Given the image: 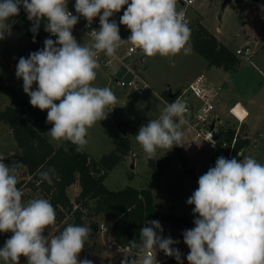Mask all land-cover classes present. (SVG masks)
<instances>
[{
    "label": "clouds",
    "instance_id": "9594fccd",
    "mask_svg": "<svg viewBox=\"0 0 264 264\" xmlns=\"http://www.w3.org/2000/svg\"><path fill=\"white\" fill-rule=\"evenodd\" d=\"M177 4L178 0H75L78 15H73L68 0H0V40L9 33L8 21L19 15L21 7L32 22L33 42L42 22L44 30L56 37L45 39L44 47L27 58L20 57L15 73L31 106L47 110V123L52 125L47 134L52 141L68 142L83 151L88 130L113 110L108 109L117 102L114 92L94 86L100 53L115 57L122 45L130 44L147 57L191 54V29L185 10H178ZM125 5L119 24L130 30L126 40L117 22L110 21ZM81 16L89 24L99 17L100 27L90 31L89 45L78 43L73 35ZM189 114L186 102L175 99L166 102L157 119L139 128L135 139L148 159L156 157L157 149L187 143L182 127ZM237 155L243 159L218 157L215 166L198 178V187L187 200L195 217L194 227L183 232L188 264H264V163L243 151ZM4 160L0 157V233H12L0 248L4 264H20L22 256L27 264H93L78 259L92 229L70 224L49 240L43 233L56 222L55 208L45 198L24 202V193L17 187L22 164ZM38 174L50 185L56 175L55 169ZM161 233L158 220L146 221L139 242L131 241L140 255L135 253L138 258L131 261L125 256L121 264H158L157 250L183 264L181 252L174 247L179 241Z\"/></svg>",
    "mask_w": 264,
    "mask_h": 264
},
{
    "label": "rangeland",
    "instance_id": "374dc122",
    "mask_svg": "<svg viewBox=\"0 0 264 264\" xmlns=\"http://www.w3.org/2000/svg\"><path fill=\"white\" fill-rule=\"evenodd\" d=\"M69 2L70 0L68 4ZM222 3L223 0H196L193 5L183 6L178 1L177 7L178 10L180 8L185 10L186 22L191 29V34L195 33L198 25H204L233 52L238 48L250 47L255 52L251 59H248L247 55H237L241 61L239 66L236 70L227 71L209 65L207 59L193 48L190 55L179 54L172 58L143 55L138 62V67L144 69L143 74L150 86V89L143 95L137 94L132 87L118 85L102 68L97 69L94 86L109 87L117 97V102L109 107V111L111 108L113 110L108 114L107 119L98 121L88 130L86 137L88 144L84 149L91 158L98 160L104 154L110 153L117 146L120 138L127 134L131 141V152L109 173L104 181L105 185L114 190L127 185L149 188L163 210L173 211L175 203L174 212L176 214L192 219L195 218L192 212L194 206L187 204L190 196L185 197L184 193L187 190L193 193L198 187V176L203 175L212 167L214 155L209 144L201 138H195L193 130L184 125L182 127L183 139L192 141V145L187 151L175 146L171 150L157 149L154 160L159 165L161 161L167 163L166 169L158 175L150 164L151 159L146 157L137 143L135 135L142 125L149 120L156 119L165 107L157 93L176 92L190 81L203 75L206 77V82L204 83L203 80V84L216 94L214 103H216L217 112H223V116L233 120L234 117L229 113V107L222 109L223 105L240 95L247 98L248 94L249 98L257 101L258 111L260 110L264 115V7H261L264 6V0H232L226 7H223ZM76 39L78 43L85 45L92 43L91 38L84 34L77 35ZM28 41L24 33L10 27L6 37L0 40V76L3 75L2 80L13 87L20 97L30 101V97L23 90L22 79H18L15 74L19 58H27L31 53ZM36 86L33 85V90ZM9 105H12L9 94L5 89H1L0 110H4ZM236 112L239 113L237 109ZM25 117L28 121L33 120L30 112H27ZM47 138L55 147L61 144L52 141L49 136ZM20 152L11 126L0 122V157L5 158L6 164L11 165L8 159H13ZM182 157L188 159L191 169L180 166ZM201 160H204L203 164L198 165ZM196 166H198V175L194 172ZM17 180L30 181L23 165L18 169ZM21 190L24 193L22 197L24 202L44 197L41 190L33 189L26 184L21 187ZM79 191V185L72 186L69 191L71 198L75 199ZM166 193H168L167 198ZM176 197L179 199L177 200ZM180 204L184 205L180 207ZM97 222L99 230L90 244L79 254L78 259L87 258L92 260L93 264H121L127 253L126 249L120 248L113 241L111 221L101 216ZM70 224H73L72 215L62 221L56 219L55 224L46 228L43 234L50 240ZM102 224L107 226L105 232L101 231ZM160 224L163 228L162 236L179 241L174 246L179 245L184 250L188 248L183 242V232L191 229L190 226H176L168 222ZM11 235V232L0 233V248ZM163 254L162 251L157 250L156 259H161ZM0 264H4L2 259H0ZM20 264H27V258L22 256Z\"/></svg>",
    "mask_w": 264,
    "mask_h": 264
},
{
    "label": "trees",
    "instance_id": "16d2710c",
    "mask_svg": "<svg viewBox=\"0 0 264 264\" xmlns=\"http://www.w3.org/2000/svg\"><path fill=\"white\" fill-rule=\"evenodd\" d=\"M14 29L24 33L28 37L30 52L41 50L44 40L49 37L41 23L38 33L33 42V33L30 31L32 22L27 19V14L21 7L19 15L11 17L8 21ZM191 47L205 57L209 65L222 68L227 71L235 70L240 64V58L235 52L221 43L204 25H198L195 33L191 34ZM0 76V90L5 89L11 99L12 105L0 110V122L9 124L13 130L14 137L20 154L15 155L13 162H20L25 168L30 181H18L17 187L26 184L33 189L43 192L45 199L49 200L56 211V219L64 220L72 215L73 224L87 226L92 232L85 243L88 246L99 230V217L103 216L111 221L113 241L122 249L128 247L129 251L139 253V250L131 246V241L140 240V229L146 221L158 220L160 223L168 222L176 226L194 227V219L188 216L176 214L174 211H165L155 201L153 192L149 188H137L127 185L121 189H109L105 185V179L109 173L131 152V141L127 134L123 135L117 146L108 154L95 160L85 151H77L75 146L63 142L55 147L47 138V132L52 127L47 123V110L41 111L31 106L30 101L20 97L13 87L7 85ZM37 87V86H36ZM177 92V93H176ZM175 93L178 94L179 91ZM163 96L170 99L168 92ZM58 103V102H57ZM33 115V120L28 121L26 113ZM221 134L232 138L234 131L229 129ZM247 143L238 140L236 152H241ZM236 158H239L236 155ZM160 162V161H159ZM153 170L161 175L167 167L165 161L160 165L151 159ZM55 169L53 183L41 181L39 171ZM79 185L80 191L72 199L69 191L74 185ZM65 229V228H64ZM63 229V230H64ZM84 247V248H85ZM183 264L189 249L184 250L179 245ZM159 264H178L174 257H168Z\"/></svg>",
    "mask_w": 264,
    "mask_h": 264
},
{
    "label": "built area",
    "instance_id": "2783aa9c",
    "mask_svg": "<svg viewBox=\"0 0 264 264\" xmlns=\"http://www.w3.org/2000/svg\"><path fill=\"white\" fill-rule=\"evenodd\" d=\"M183 6H190L195 3L196 0H178ZM130 2V0H129ZM126 5L121 9L119 13H114L110 18L115 20L120 28V36L122 39H127L131 34L130 30L126 26L119 24L120 17L123 15V11L126 10ZM68 10L75 15L73 9L68 7ZM99 17L93 19L91 24L85 19L81 23H77L73 28V35L75 38L79 34L87 35L91 38L90 31L94 29H99ZM49 37H55L49 34ZM253 50L250 47L238 48L236 50L237 55H247L250 57L253 54ZM143 53L140 49L130 45L124 44L118 50L115 57H107L104 53L99 54V63L100 68H102L113 80L117 82L118 85L123 87H132L137 94L143 95L147 90L150 89L149 82L143 74L144 69H139L138 62L143 57ZM203 76H200L198 79L191 82L187 87L181 89L178 94L171 96L170 99L158 94V98L166 106L167 103H172L175 99H180L185 101L189 110V115L187 116L188 123L186 127L193 130L195 133V138H201L206 143L209 144L212 150V154L217 158L223 156L225 158L231 159L236 158V145L239 140V129L240 125L237 127L235 134L232 138L226 137L221 134V130L215 126L214 120L216 119L214 115L215 104H214V94L207 89L203 84ZM192 95L194 98L199 100V104L196 106L194 103H191L187 100V97ZM238 105H235L230 109L231 113L236 116L240 122L243 118L239 117L235 112V108ZM211 134V135H210ZM258 137L264 138V133H259L257 137L254 138V141ZM192 145L191 143H185L182 147L184 150H188ZM239 160V158H237ZM200 176H198L199 178ZM107 226L102 224L101 231L105 232ZM129 251L128 247L126 248V253Z\"/></svg>",
    "mask_w": 264,
    "mask_h": 264
},
{
    "label": "crops",
    "instance_id": "0c3cea01",
    "mask_svg": "<svg viewBox=\"0 0 264 264\" xmlns=\"http://www.w3.org/2000/svg\"><path fill=\"white\" fill-rule=\"evenodd\" d=\"M74 4H75V0H70V2L68 4V7L71 8V9H73L74 12H75ZM75 15H78V14L75 12ZM84 20H85V18H83L81 16L79 18L78 23H81ZM254 53L255 52H253V54L250 57H248V59H251V57L254 55ZM203 78H204V83H205L206 82V77L204 75H203ZM192 81H190L185 87H187ZM185 87H181L177 91H180L181 89H183ZM214 96L216 98V94H214ZM215 98H214V100H215ZM187 100L189 102H191V103H194L196 106L199 104V100L197 98H194L192 95L188 96L187 97ZM214 104H215L214 115L216 117V119L214 120L215 126L218 129H220L221 131H223V132H226L227 130L231 129V130L234 131V134H235V132L237 130V127L240 125L239 135H238L239 136V140L242 141V142H246L247 143L246 147L243 149L244 155L245 156L254 157L258 162L264 163V138L263 137H258V139L256 141H254V138L257 137L259 133H264V115H262V113L260 112V110L258 111L259 105L257 104V101L255 99H253V98H249V94H248L247 95V98L246 97H241V95H240L236 99H231V101L229 103H225L223 105L222 109H225V107L226 108L229 107V113L234 117L233 120H231V119L223 116V112L222 113L217 112L216 103H214ZM235 105H238L235 108V112H236V109H237V111L239 113H237V112L236 113L238 114L239 117H242L243 118L242 122H240L239 119L236 116H234L231 113V111H230V109L232 107H234ZM159 116L160 115H158V117ZM185 127H186V125H185ZM184 141L187 142V143H191L192 142V141H187V140H184ZM251 149H253V151L252 152H249ZM184 151H187V150H184ZM241 159H243V157H240L239 156V160H241ZM203 161L204 160H201L198 163V165H200L201 163L203 164ZM215 163H216V158L214 157L212 167L215 166ZM171 164H172V162H171ZM180 166H183V167L185 166L186 168H190V169L192 168L190 166V163H189L188 159L185 158V157H182V162L180 163ZM197 167L198 166H196V168L194 169L195 174H197V171H198V168ZM75 186H78V185L76 184ZM191 193H192L191 191L187 190V191H185V193H184L185 195L184 196L185 197H189V196L192 195ZM167 194L168 193L165 194L166 195V198H167ZM154 198H155V196H154ZM176 199L178 200L179 197H176ZM155 201L157 202L156 199H155ZM169 203L171 204L173 202H169ZM183 205L184 204H180V207H182ZM174 206L176 207L175 203H174ZM175 207H174V210H175ZM137 255H138V253H137ZM166 258H167V256L165 254H163V257L161 259L157 260L158 261V264L161 261L166 260Z\"/></svg>",
    "mask_w": 264,
    "mask_h": 264
},
{
    "label": "water",
    "instance_id": "95a60500",
    "mask_svg": "<svg viewBox=\"0 0 264 264\" xmlns=\"http://www.w3.org/2000/svg\"><path fill=\"white\" fill-rule=\"evenodd\" d=\"M254 1H260V0H254ZM231 2H232V0H223L222 5H223V7H226V6L229 5ZM168 94H169L170 96H174V95H175V93H173L172 91H168ZM124 133H125V132H124ZM129 252H130V251L127 252V259H128L129 261H131V260H133V259H136V257H137V256L135 255L136 252L128 254ZM131 252H133V251H131Z\"/></svg>",
    "mask_w": 264,
    "mask_h": 264
}]
</instances>
